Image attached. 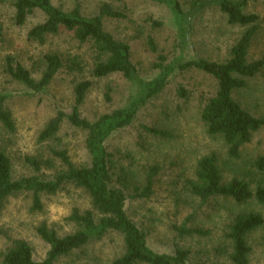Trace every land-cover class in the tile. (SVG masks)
<instances>
[{
	"label": "rangeland",
	"instance_id": "374dc122",
	"mask_svg": "<svg viewBox=\"0 0 264 264\" xmlns=\"http://www.w3.org/2000/svg\"><path fill=\"white\" fill-rule=\"evenodd\" d=\"M178 1L184 10L188 8L190 0ZM51 2L65 11L78 4L87 16L97 13L103 3L124 12V18H105L104 28L113 38L130 46L131 61L144 79H151L159 72L158 55L170 61L179 53L177 25L172 11L163 3L154 0ZM215 2L211 0L210 6L191 22L189 55L220 63L230 56L231 47L245 27L228 24ZM245 4V12L259 17V28L248 51V59L253 61L264 57V0H245ZM14 15L12 1L0 0V94L8 95L4 105L14 123L11 131L0 123V151L10 159L14 180L33 176L51 180L65 169L53 155V149L66 150L77 166L89 163L86 132L72 128L67 121L54 138L39 139L40 130L58 111H71L74 85L84 79L92 81L80 112L94 121L101 114L125 105L131 93L130 83L120 74L94 78L95 55L91 42H78L70 31L60 29L42 43L28 39L29 30L44 19L40 11L30 14L23 24H17ZM153 21L162 25L155 27ZM147 37L153 38L157 51L150 50ZM48 53L58 54L63 66L43 91H32L6 71V59L10 57L14 63L23 65L34 79H39L45 66L44 56ZM71 62H77L76 67L71 69ZM178 88L185 90V97L178 95ZM108 89L110 101L104 99ZM216 89V80L202 71L175 72L165 87L139 108L132 123L114 132L105 142L111 160V183L127 195L132 194L135 187L144 185L150 168L156 167L153 193L148 198L128 197L126 212L145 231L153 251L172 254L175 247L186 249L189 264H232V243L227 234L235 215L253 211L264 220V208L254 199L241 204L221 196L201 201L190 192L197 161L210 153L217 155L222 182L239 178L246 181L252 191L259 185L264 186V172L252 165L257 156L264 155V128L252 133L250 140L240 148L239 156L233 159L228 156L223 139L209 135L203 125L201 110ZM233 97L250 113L261 116L264 113V67L248 78L245 87L235 91ZM143 127L163 131L165 135L150 133ZM29 160H33L38 169ZM41 203L40 210H32V192L27 190L12 193L3 201L0 264H4V254L18 238L28 242L34 260L44 259L49 245L37 233L41 224L62 237L76 230L74 222L68 219L74 209L81 212L92 209L95 218L99 217L89 195L69 183L55 193H41ZM181 225L204 233L179 235L174 226ZM246 242L250 248L248 264H264V222L249 232ZM123 250L122 236L108 231L101 239L59 257L54 264H113Z\"/></svg>",
	"mask_w": 264,
	"mask_h": 264
},
{
	"label": "trees",
	"instance_id": "16d2710c",
	"mask_svg": "<svg viewBox=\"0 0 264 264\" xmlns=\"http://www.w3.org/2000/svg\"><path fill=\"white\" fill-rule=\"evenodd\" d=\"M15 10V22L23 24L28 16L35 11L44 15L42 22L33 26L28 32V39L44 42L45 38L57 34L60 29L72 32L80 43L91 42L94 52L92 76L103 78L112 74H120L130 83V96L125 105L109 113L101 114L94 121H89L81 115L80 107L92 87V81L84 79L73 87L74 103L70 112L58 111L42 128L39 139L54 138L62 124L67 123L72 128L86 132L85 147L89 155L87 165H75L64 149H53L65 169L51 180L38 177H27L14 180L11 175L9 157L0 151V207L3 201L12 193L19 191L32 192V210L42 207L41 193H55L64 184H73L83 189L90 197L91 206L99 214L95 218L92 209L79 211L74 209L69 220L74 222L76 230L65 236H58L45 224L37 228L41 239L49 245V250L40 261L32 256V249L24 239L13 241L12 247L3 256L4 264H54L61 256L69 254L92 240L101 239L106 233L117 232L122 236L123 253L113 264H189V252L175 247L172 254L153 251L148 243L145 231L140 228L125 209L130 198H148L153 193V179L157 169L150 168L144 185L135 187L133 193L127 195L123 189L113 186L110 154L105 142L117 130L132 123L137 111L151 97L157 95L166 85L168 79L175 73L196 69L212 76L217 83L215 94L203 106L200 118L207 133L220 136L227 145L230 158H237L242 145L250 140L252 133L264 128V113L255 116L246 110L233 97V93L245 87L246 80L254 77L264 67V57L250 61L248 51L258 31V15L245 12V0H216L218 9L226 16L230 25L244 26L237 42L230 49V56L224 62H216L189 55L191 51L190 29L193 18L211 4V0H190L188 8L183 9L178 0H154L167 5L173 13L177 25V47L179 53L170 61L163 55H158L157 68L159 72L151 79L142 78L131 61L130 46L117 40L104 28L105 18H124V12L114 8L109 3H103L97 13L91 16L83 14L78 4L65 11L52 4L51 0H11ZM120 1V0H117ZM155 27L162 23L153 21ZM2 27L0 25V38ZM147 45L152 51H157L153 38L147 37ZM44 69L39 79H34L30 72L20 63L6 59V71L12 79L22 83L34 92L43 91L62 68L63 61L58 54L48 53L44 56ZM72 64V65H71ZM76 67L77 62H71ZM110 89V88H109ZM104 93L106 101L111 100L110 90ZM179 96H186L183 88H178ZM6 94H0V123L11 131L14 123L9 111L5 108ZM146 131L165 135V132L143 127ZM29 163L38 169L33 160ZM253 167L264 172V155L257 156ZM190 192L201 201L210 197L221 196L232 199L236 203H244L254 199L264 208V186H257L254 191L249 184L239 178L222 182L221 171L215 153L202 156L196 164L195 180L190 183ZM263 216L257 212L237 213L229 226L228 238L232 243L230 259L232 264H248L250 248L246 237L252 230L263 224ZM179 235L203 234L196 228L184 225L174 226ZM207 264V263H200Z\"/></svg>",
	"mask_w": 264,
	"mask_h": 264
}]
</instances>
